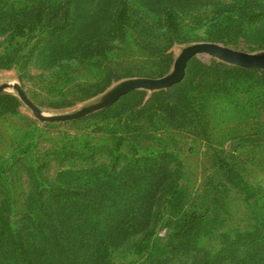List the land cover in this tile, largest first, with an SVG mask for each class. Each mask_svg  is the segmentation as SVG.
<instances>
[{
	"label": "rangeland",
	"instance_id": "obj_1",
	"mask_svg": "<svg viewBox=\"0 0 264 264\" xmlns=\"http://www.w3.org/2000/svg\"><path fill=\"white\" fill-rule=\"evenodd\" d=\"M187 1L198 15L216 16L220 28L207 31L223 43L264 53V0ZM159 3L0 0V84H19L52 116L83 112L130 81L172 72L203 29L186 27L188 42L171 47L134 33L113 35L99 56L84 45L110 38L112 7L128 5L130 34ZM37 7L40 23L31 19ZM53 26L62 31L50 40ZM166 50L170 60L159 56ZM229 65L197 55L171 90L135 89L64 122L41 121L13 88L1 92L0 225L11 233L3 241L0 229V264H14L11 237L36 245L37 264H264V72ZM182 211L207 223L176 245L168 224ZM230 242L246 244L237 258Z\"/></svg>",
	"mask_w": 264,
	"mask_h": 264
},
{
	"label": "trees",
	"instance_id": "obj_2",
	"mask_svg": "<svg viewBox=\"0 0 264 264\" xmlns=\"http://www.w3.org/2000/svg\"><path fill=\"white\" fill-rule=\"evenodd\" d=\"M153 1L156 0H149V4L153 3ZM160 3L157 4L154 8H150L152 10L151 16H148L146 13L147 17L145 14L143 17H140V21L136 19L134 22V30L128 34V29L130 22L128 21L129 19H133V17H130L128 14L130 11V8L128 5H122L118 4L115 8L112 7V10L110 12V30L108 34V39L103 40V36H98V40L96 41L94 38L92 40H86L84 42V45H86V48L88 51H93L94 55H102L104 54L107 49H109L111 46V42L109 41L111 37L115 34H123V40H126L128 36H133L134 34H137L141 37H146L147 39H151L153 41H158L163 44V42L167 45V47H171L174 43H181V42H188L187 40H184L182 38V35L187 32V28L190 29H203L202 34L201 32L199 34H195V36H192V40L200 42V41H212V42H217L220 44H223L225 46L230 47L228 44L221 40L222 38H219L220 36H215L210 33V31L207 29H218L220 28L219 25L217 24V18L216 16H205L203 15H198L195 13L196 8L193 9V6L188 2L187 0H159ZM190 1V0H189ZM185 3L189 6L187 8L188 13L186 14L182 9V6L185 5ZM153 5V4H152ZM122 7V8H120ZM124 8L128 11L125 13ZM34 16L31 17L32 21L35 23H40L43 20L40 18V15L38 14L39 9L38 7L34 9ZM194 12V13H193ZM124 13L126 14V18L123 17ZM68 11L66 12V15L63 20H56L57 23H63L66 18L68 19L69 17ZM154 16V17H153ZM264 14L262 12L259 13V18L263 17ZM28 15L24 20H28ZM120 23V24H119ZM29 25H31L30 22H25L24 26L22 27L23 29H29ZM235 27H238L236 31H239V34L241 35V31L244 29V26L242 24H234ZM234 26L231 28L233 29ZM58 26H53L50 28V40L59 38V33H61L62 30L57 28ZM186 28V29H185ZM223 28V27H222ZM184 29V30H183ZM134 33V34H132ZM96 41V43H95ZM190 41V40H189ZM168 50V49H167ZM167 50L164 52H160L159 56L163 58H167L170 60V55H168ZM240 50V49H239ZM248 52V51H247ZM222 65H227L223 64L222 62H219ZM213 64V63H212ZM203 68H207V66L203 63L201 64ZM219 64H215V66H218ZM188 66V64H187ZM233 70L236 72H241L245 74H252V73H263L264 70H259V69H245L241 68L238 66L234 65H229ZM210 68V66H209ZM163 75H157V77H160ZM179 84H175L177 86ZM175 86H170L169 88L166 89V91L171 90ZM6 97L9 99V101L12 103L13 107H17L19 105L18 99L13 96V95H6ZM153 98L150 97L149 100ZM148 100V101H149ZM164 102H160V107L162 108H167L168 106ZM179 105H174L173 108H177ZM181 107V106H180ZM173 195H175V192L173 191L170 194V198ZM169 201V200H168ZM172 206V205H171ZM174 220L171 221L168 225L171 226V232L170 235L168 236L171 238L173 243H176V245H181L187 241H189L194 235L197 234V231L205 227V224L207 223L206 217L200 214H196L193 212H184L182 211L179 216H175L173 218ZM0 229L4 235L3 241L8 237V235L11 233V229L9 228L7 223H3L0 225ZM16 235V233H14ZM235 242H230L228 245L231 248L232 256L230 258L234 259L237 258V255H240V245L241 247H245L246 244L241 243L239 246L234 248L232 245H234ZM51 243H47L46 246H49ZM23 241L18 238L15 240V237H11L10 241L7 243V246L10 250L11 253L14 254L11 259H13L14 264H37V258H36V245L33 243L27 244L26 247H23ZM0 246H2V242L0 243ZM42 248V247H41ZM67 263V262H66ZM68 264L70 262L68 261Z\"/></svg>",
	"mask_w": 264,
	"mask_h": 264
},
{
	"label": "water",
	"instance_id": "obj_3",
	"mask_svg": "<svg viewBox=\"0 0 264 264\" xmlns=\"http://www.w3.org/2000/svg\"><path fill=\"white\" fill-rule=\"evenodd\" d=\"M200 54H205L245 69H264V53L242 51L212 41H200L189 44L181 50L172 72L160 77H148L130 81L115 92L112 97H108L94 104L83 112L52 116L43 115L40 108L28 98L23 88L17 83L0 84V93L8 88H13L19 99L33 110L41 121H70L82 117L86 112H94L102 109L132 90L140 88L166 89L179 83L184 78L189 60Z\"/></svg>",
	"mask_w": 264,
	"mask_h": 264
}]
</instances>
